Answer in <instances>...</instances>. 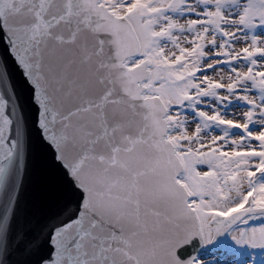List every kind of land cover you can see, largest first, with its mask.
Listing matches in <instances>:
<instances>
[{
  "label": "water",
  "instance_id": "water-1",
  "mask_svg": "<svg viewBox=\"0 0 264 264\" xmlns=\"http://www.w3.org/2000/svg\"><path fill=\"white\" fill-rule=\"evenodd\" d=\"M102 1L0 0V264H194L207 251L165 97L147 95L154 62L129 68L134 21Z\"/></svg>",
  "mask_w": 264,
  "mask_h": 264
},
{
  "label": "rangeland",
  "instance_id": "rangeland-1",
  "mask_svg": "<svg viewBox=\"0 0 264 264\" xmlns=\"http://www.w3.org/2000/svg\"><path fill=\"white\" fill-rule=\"evenodd\" d=\"M224 1L109 0L117 12L149 21L150 52L166 73L161 86L178 98L170 117L184 180L215 225L248 202L264 205V0ZM237 184L240 190L229 188ZM223 263L264 264V211L252 212L198 261Z\"/></svg>",
  "mask_w": 264,
  "mask_h": 264
},
{
  "label": "bare ground",
  "instance_id": "bare-ground-1",
  "mask_svg": "<svg viewBox=\"0 0 264 264\" xmlns=\"http://www.w3.org/2000/svg\"><path fill=\"white\" fill-rule=\"evenodd\" d=\"M102 2L105 4V6L109 5V0H103ZM115 13L120 14L121 16H126L129 20L134 21L136 35H137V38L139 40L140 55L135 57V58L130 59V67L139 65L143 62H146V63H149L151 61L154 62L156 79L146 81L145 84L147 87L156 86V90H148V95L158 97V98L165 97L166 106H167V109L169 111L168 116H169L170 125H171L172 124V119L170 117L171 109L173 108V106L178 104L177 103L178 98H177L176 94H174L172 92V90H170L169 88H165V87L161 86V83L164 80L166 73L163 70V68H161V66L158 64V62L156 61V59L153 57V55L150 52L154 38L149 31V21L147 20V18L145 16L140 15L136 11L124 10L121 12L115 11ZM231 20L232 19H230V21ZM170 138H172L175 145L178 146L177 142L174 140L172 133L170 135ZM178 149H179V147H178ZM179 152L181 153L180 149H179ZM181 159H182L184 166L186 167L182 153H181ZM187 188H189V192H190L191 196L194 197V193L188 185H187ZM229 188L231 190L236 191V190H240L242 187L240 184H237L236 186L235 185L229 186ZM193 206L199 208L201 222H202V228H203V233H204V238H205V243H206V245H208V244H210V242L213 239L214 230H216L217 228H222L223 225H221V226L215 225L214 217L211 214L207 213L206 211H204L202 208H200L196 204ZM223 264H227V263H223Z\"/></svg>",
  "mask_w": 264,
  "mask_h": 264
},
{
  "label": "trees",
  "instance_id": "trees-1",
  "mask_svg": "<svg viewBox=\"0 0 264 264\" xmlns=\"http://www.w3.org/2000/svg\"><path fill=\"white\" fill-rule=\"evenodd\" d=\"M251 207V203L248 202V204L245 206V209H249Z\"/></svg>",
  "mask_w": 264,
  "mask_h": 264
}]
</instances>
